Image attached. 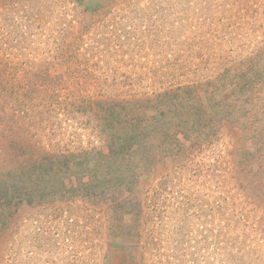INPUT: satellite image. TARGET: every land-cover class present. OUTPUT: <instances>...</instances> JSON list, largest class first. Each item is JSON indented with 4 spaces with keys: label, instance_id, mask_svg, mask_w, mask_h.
<instances>
[{
    "label": "rangeland",
    "instance_id": "rangeland-1",
    "mask_svg": "<svg viewBox=\"0 0 264 264\" xmlns=\"http://www.w3.org/2000/svg\"><path fill=\"white\" fill-rule=\"evenodd\" d=\"M184 98L217 123L157 152L115 246L117 222L59 187L69 157L101 148L105 106ZM0 185V264H264V0H0Z\"/></svg>",
    "mask_w": 264,
    "mask_h": 264
},
{
    "label": "trees",
    "instance_id": "trees-1",
    "mask_svg": "<svg viewBox=\"0 0 264 264\" xmlns=\"http://www.w3.org/2000/svg\"><path fill=\"white\" fill-rule=\"evenodd\" d=\"M187 89L191 88L185 87L177 92ZM174 91L175 89L167 90L158 96L166 97ZM185 99L178 102L163 100L162 111L160 110L154 117L140 113L132 118L128 116L130 114L127 111L123 113L105 106L103 109L107 117L102 134L108 133L109 136L100 140L101 148L71 153L69 157L71 161H68L70 164L67 166V175L70 184L60 178L59 187L62 191L70 187L71 190L84 195L90 205L102 213L107 222L105 226L110 223L107 216L117 222L111 225L110 230V242L115 246L125 247L119 233L130 228V225L134 227L133 219L136 214L142 213L137 210V207L143 209L138 194L144 190L142 182L152 178V169L150 170L147 165L157 161V152L162 151L161 157L166 150L172 152L176 148V151H182L183 141L201 138L203 128L209 130L211 122L217 123L216 116L220 113L210 107L205 109L202 99L192 98V101ZM197 107L204 108L210 120L203 115L204 120L199 113L202 111ZM173 115L174 119L167 121V117ZM53 166L54 163L44 165L40 183L32 188L33 191L44 192L41 195L48 194L58 185V181L53 182L55 174ZM61 168L64 170L65 165L61 164ZM21 183V178L14 181L11 192L20 194ZM156 189L158 190V187ZM6 191L10 190L6 188Z\"/></svg>",
    "mask_w": 264,
    "mask_h": 264
}]
</instances>
